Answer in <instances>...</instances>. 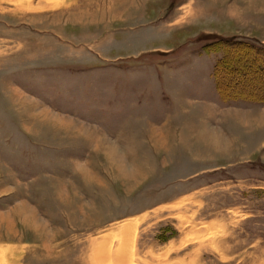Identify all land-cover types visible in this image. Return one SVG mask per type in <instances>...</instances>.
I'll use <instances>...</instances> for the list:
<instances>
[{
	"label": "rangeland",
	"instance_id": "rangeland-1",
	"mask_svg": "<svg viewBox=\"0 0 264 264\" xmlns=\"http://www.w3.org/2000/svg\"><path fill=\"white\" fill-rule=\"evenodd\" d=\"M123 249L264 264V0H0V264Z\"/></svg>",
	"mask_w": 264,
	"mask_h": 264
},
{
	"label": "bare ground",
	"instance_id": "bare-ground-1",
	"mask_svg": "<svg viewBox=\"0 0 264 264\" xmlns=\"http://www.w3.org/2000/svg\"><path fill=\"white\" fill-rule=\"evenodd\" d=\"M134 227H135V225H133L132 223H126V224L122 225V228L120 231L119 241L121 242V245L124 246V248L126 246H128L130 244L131 240L133 239L132 234H133ZM111 237H112V235H110V234L103 236L102 240L98 244V246L94 252V256L99 261H103L104 259L106 260L107 257H109L108 256L109 251L107 249V245H108L109 241L111 240ZM114 259H115L116 263H118V264L125 263L124 262L125 261L124 249L117 252L116 255L114 256Z\"/></svg>",
	"mask_w": 264,
	"mask_h": 264
},
{
	"label": "trees",
	"instance_id": "trees-1",
	"mask_svg": "<svg viewBox=\"0 0 264 264\" xmlns=\"http://www.w3.org/2000/svg\"><path fill=\"white\" fill-rule=\"evenodd\" d=\"M227 84H228V83H227ZM220 86H221V85H220ZM222 89H223L222 87L219 89V92H220V93H222V92H223V90H222ZM221 91H222V92H221Z\"/></svg>",
	"mask_w": 264,
	"mask_h": 264
}]
</instances>
